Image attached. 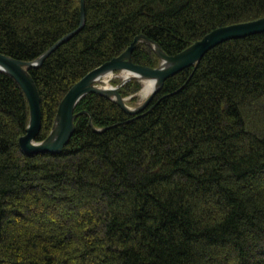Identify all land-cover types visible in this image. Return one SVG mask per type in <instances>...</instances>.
<instances>
[{
  "label": "trees",
  "instance_id": "trees-1",
  "mask_svg": "<svg viewBox=\"0 0 264 264\" xmlns=\"http://www.w3.org/2000/svg\"><path fill=\"white\" fill-rule=\"evenodd\" d=\"M84 13L28 70L37 142L67 91L137 36L173 56L264 17V0H84ZM79 23L80 0H0V54L32 62ZM131 61L160 63L143 42ZM74 113L59 154H24L28 103L0 71V264H264V33L218 44L138 115L93 93Z\"/></svg>",
  "mask_w": 264,
  "mask_h": 264
},
{
  "label": "water",
  "instance_id": "water-1",
  "mask_svg": "<svg viewBox=\"0 0 264 264\" xmlns=\"http://www.w3.org/2000/svg\"><path fill=\"white\" fill-rule=\"evenodd\" d=\"M84 19V0H80V23L78 28L62 37L32 62H23L0 54V71L7 73L17 82L25 94L28 103V125L24 135L19 138V146L24 154H59L74 132V119L76 117L74 109L79 100L85 95L93 93L109 98L123 112L129 115H138L148 107L154 94L160 89L167 78L183 69L195 67L203 55L218 44L228 40L241 39L264 33V17L249 22L219 27L173 56L165 54L155 42L142 35L137 36L122 54L87 73L67 91L58 105L50 133L43 141L37 142L36 137L41 127L40 96L28 70L40 66L53 50L75 35L81 29ZM139 42H143L149 46L160 58V64L157 67H145L132 63L131 53ZM107 72H127L130 77L122 80L120 85L114 87L97 86L99 77ZM131 79L140 82L141 80L156 81V87L144 102L133 108L126 104L124 98L119 93L120 87Z\"/></svg>",
  "mask_w": 264,
  "mask_h": 264
},
{
  "label": "rangeland",
  "instance_id": "rangeland-1",
  "mask_svg": "<svg viewBox=\"0 0 264 264\" xmlns=\"http://www.w3.org/2000/svg\"><path fill=\"white\" fill-rule=\"evenodd\" d=\"M160 64V63H159ZM112 76H111V78L107 81V83H105V82H103V81H99L98 83H97V86H99V87H109V86H111V87H114V86H117V85H120L121 84V82H122V72H114V73H112L111 74ZM120 78V79H119ZM132 80V79H131ZM130 81V80H129ZM138 81V80H137ZM114 82H116V83H114ZM140 82V81H139ZM127 83V82H126ZM140 85H141V87H140V90H141V88H142V83L140 82ZM140 90L136 93V94H134V95H131V96H128V97H124V100H125V102H126V104L129 106V107H137V106H139V105H141L143 102H144V100L147 98H141L140 97ZM132 96H135V101L133 102V103H131L130 104V99H131V97Z\"/></svg>",
  "mask_w": 264,
  "mask_h": 264
},
{
  "label": "bare ground",
  "instance_id": "bare-ground-1",
  "mask_svg": "<svg viewBox=\"0 0 264 264\" xmlns=\"http://www.w3.org/2000/svg\"><path fill=\"white\" fill-rule=\"evenodd\" d=\"M111 74L112 73H110V72L103 74L101 77H99L98 82L103 81V82L107 83V81L112 76ZM129 77H130L129 73L122 72V80L128 79ZM141 83H142V88L140 90V97L146 98L149 96V94L152 92V90L156 87V81L155 80H141Z\"/></svg>",
  "mask_w": 264,
  "mask_h": 264
}]
</instances>
